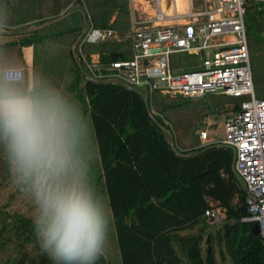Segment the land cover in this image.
<instances>
[{"label":"trees","instance_id":"obj_1","mask_svg":"<svg viewBox=\"0 0 264 264\" xmlns=\"http://www.w3.org/2000/svg\"><path fill=\"white\" fill-rule=\"evenodd\" d=\"M16 1L0 0V18L7 11L1 7L3 3L10 6V15H18ZM57 1L55 7L46 10L51 17L57 15L59 7L69 1H76L84 4L89 19L97 26L107 25L108 17L115 6L118 8L117 17L114 16L108 24L115 28L127 26L126 13L123 10L125 0ZM250 4L254 5L252 2ZM102 5L107 8L101 9ZM79 13L78 9H71L44 25L43 31L52 26L57 29H53L52 33L55 30L58 32L55 34L60 37L61 32L69 40L79 30L82 20ZM253 15V9H248L243 14L247 29L252 25ZM120 22H123L121 26ZM34 32L29 39H33L35 45L43 44L45 40L34 39ZM68 40H64V43ZM7 43L9 41H3V47ZM83 45L82 48L89 51L95 48L96 43L85 42ZM99 48L106 50L99 53L100 61L121 54L113 49L114 41H103ZM32 59L33 65L41 60L46 65L51 64L50 56L34 54ZM68 63L67 74L59 77L60 85L61 88L73 89L74 96L80 101L93 127L96 153L91 169L92 177L104 194L112 216L109 240L104 251L107 256L102 255L100 262L216 264L212 261L210 250L204 249V255L201 256L198 233L179 238L174 231L180 226L189 227L200 222V213L207 205L203 194H211L217 198L218 205L224 211V218L215 229L213 237L217 243L222 242L229 255L230 264H264V239L251 230V221L239 220V216L245 213L242 204L244 192L236 191L235 208L228 202L236 188L232 182L225 181L220 176V168L225 162L220 151L209 148L202 153L185 157L173 153L161 131L147 116L142 101L135 92L113 83L88 79L81 83L80 69L73 65L70 57ZM262 95L264 88L256 96ZM229 96L233 102L232 109H236L239 100L245 97ZM174 101L173 104L170 101L169 106L180 102ZM162 105L163 103L159 107ZM161 206L166 207V210ZM14 219L13 230L16 236L21 240L36 238L32 221L28 217L15 212ZM174 244L177 245V250L173 248ZM220 258L223 256L220 255Z\"/></svg>","mask_w":264,"mask_h":264},{"label":"clouds","instance_id":"obj_2","mask_svg":"<svg viewBox=\"0 0 264 264\" xmlns=\"http://www.w3.org/2000/svg\"><path fill=\"white\" fill-rule=\"evenodd\" d=\"M9 25L0 18V34ZM0 42V158L33 204L37 240L54 264H97L111 210L93 181V127L79 102L22 62L4 65Z\"/></svg>","mask_w":264,"mask_h":264},{"label":"built area","instance_id":"obj_3","mask_svg":"<svg viewBox=\"0 0 264 264\" xmlns=\"http://www.w3.org/2000/svg\"><path fill=\"white\" fill-rule=\"evenodd\" d=\"M248 0H201L198 7L189 1L178 10L173 0L165 11L154 0V8L133 15L128 32L131 53L104 63L84 61L88 77L119 82L124 88H143L146 93L160 90L181 96L208 93L245 95L238 107L222 121L218 141L233 151V170L245 190V213L241 221L256 223V232L264 239V95L253 93L247 55L243 14ZM258 1V0H252ZM110 26L90 27L80 40L95 41L113 35ZM198 68L169 71L167 55L172 51H202ZM200 138L206 130L198 129ZM205 219H219L216 210L204 208Z\"/></svg>","mask_w":264,"mask_h":264},{"label":"crops","instance_id":"obj_4","mask_svg":"<svg viewBox=\"0 0 264 264\" xmlns=\"http://www.w3.org/2000/svg\"><path fill=\"white\" fill-rule=\"evenodd\" d=\"M166 1L167 0H159V4L165 11H169V7H166ZM187 1H189L193 7H198L201 4V0H173L175 7L178 10L184 9V6ZM57 2H58L57 0H48V1L47 0H17L16 1L18 5V15L17 16L10 15L9 10H8V8L10 7L9 5H7L6 3H3L5 6H3V4L1 5V7L7 9V11L4 12V15L2 16V18H6L8 25H9L8 29L3 34H0L1 36L0 42L9 41V43H7L3 47L5 54H6L4 58V65L6 66L9 63L22 62L26 66L27 74L29 76H31L33 67H35L37 70L44 73L46 76H48V74L53 73V70H50L48 68V65L43 63V60L37 61L36 64L33 65V59H32L33 55L36 54V56H40L39 55L40 52L38 53V51L43 46V44L41 43H39V45L38 44L35 45L32 42L33 39L31 40L29 39L30 35H32L33 31H35L34 33L36 34L34 35V39L38 41L45 40L47 42H50L49 48L51 49H55V46H51L54 38L58 40L59 43L58 44L56 43L57 47H59L57 49L58 56L62 54L61 51L66 52L67 54L66 60H68V57H70L73 65L77 66V68L80 69L81 83L83 82V80L88 79V80H92L95 82L98 81L102 83H113V84H117L118 86L124 88V86L119 82L102 81V80L89 78L87 70L85 66L83 65L84 61L77 54V52L80 51L81 55L86 61L93 62L95 60L97 64L98 62L104 63L112 58L105 60V61L99 60V57H98L99 53L100 52L104 53V51H106L103 49L99 50L100 49L99 44L103 41H114L113 49L116 52H120L121 54L113 58H121V57L129 56L131 53V46H130L128 32H130V30L133 27L132 16L133 15L141 16L142 14H145L146 12L152 11L154 8V0H125V6L123 10L126 13L125 14L126 22H127L126 27L118 26V28H115V27H112L110 24H108L114 16L117 17L118 8L115 6L114 10L108 17L107 25H105V26H110L113 29L114 34L103 37V38H99L95 41H90V40H85V39L80 40V37L90 27H105V26H97L93 24L92 21L89 19L88 15L83 14V12L79 8L78 3L76 1L75 2L72 1L73 3L69 1L64 6L59 7V11L57 15L55 17H51L52 15H50V13L47 14L46 10L52 9L53 7H55ZM250 2L254 3V5L250 4ZM74 4H77V5H74ZM246 5H248L247 11L248 9L250 10L253 9L254 11L253 22L251 26L255 27L258 30V35L260 36V39L264 41V0H258V1L248 0L246 2ZM74 8L80 11L79 14H80V17L82 18L79 30L75 36H73L72 38L68 40V38L65 37L60 32L61 35L60 37H58V35L55 34V33H58L56 32L57 29L53 28L52 26H50L45 31H43L44 25H48L49 22L56 20L57 17L59 18L60 16H63L64 14L69 12V10L74 9ZM7 14L9 15L7 16ZM26 15H29V16L26 17ZM84 16L87 17V22H85ZM122 24L123 22H120V26ZM53 29H55L56 31L54 30L52 33ZM37 30H40V32H38ZM246 30H247V27L245 26V32ZM15 32H17L16 37H14ZM63 37L65 39H63ZM64 40H68L66 44L64 43ZM85 42L86 43H96V46L94 49L86 51L82 48V45L85 44ZM35 47L37 48V50H35L36 49ZM211 49L212 47L203 48L202 51L180 50V51H184L189 54H196V56L198 57V60L196 62L191 61L190 63H185L182 65L172 64L170 57H169L171 53L170 52L167 55V67L169 71H180L183 69L198 68L200 66L201 55L203 53L209 52ZM50 56H57V53H54V54L52 53L50 54ZM63 64H65V66L62 68V73L67 74L68 66L66 65V61ZM58 87H61V85H58ZM124 89L135 92L138 98L141 99L147 116L156 124L158 130L161 131L163 137L165 138L167 145L172 149L173 153L179 156L185 157V156H193V155L202 153L206 149H209V148H217L218 151H220L221 156L225 158V162L224 164H222L220 168V176L224 178L225 181L232 182L236 188V190L233 189L231 196H229L228 198L229 204L232 205V208H235L236 207L235 204L237 203V194H236L237 192L236 191L238 190L243 191L244 196H245V190L242 185V182L238 179V177L235 175L234 170H233V151L229 146L224 145L218 141V138L222 134H220L219 136H213V132H212L213 130L211 129H214V131L215 130L217 131L221 128V131H222V122L219 125L214 124L215 127L213 128V126L212 127L209 126L210 124L213 123V120H211L210 122L208 120L205 121L204 120L205 118H202V117H205L203 115H206L207 117V114L209 113L214 114L215 109H216L215 107L216 106L218 107V105H221V104L223 105V103L219 104L218 102H216V104L214 105L210 98L213 110L211 112H208L207 107L205 106L204 102L200 100L199 98H196V96H181L178 94H172V93H168V92H164L160 90H153L152 92L153 93L156 92V96L152 99L151 98L152 92L146 93L143 88H137V89L124 88ZM174 95H177V96H174ZM225 95H229V94H225ZM173 100L180 101V102L177 105L169 106V104L171 103L173 104ZM190 100L198 101L199 103L197 102V104L193 105L190 102ZM161 103H163V105L159 107ZM188 103L191 104L192 106L188 105ZM180 104H183L182 106L184 107L180 108ZM163 110L169 111L171 115L173 116L176 114V112H178L176 116V122L171 123L169 120V115L166 116L165 114H163L162 112ZM188 110L189 112L186 113V111ZM182 115H185V118L182 119L181 118ZM173 124H176L179 126L180 128L179 131L174 130ZM201 128H204L206 130L205 138H200L197 134V130ZM177 133L179 134L180 142H178V140L175 141V137ZM244 196H243V199H244ZM203 198L205 202L207 203L206 207L204 208H212L216 210V212L219 215V219L213 222L219 221L221 223L223 219L220 221V217L223 216L224 218V211L220 207V205H218L217 198H215V196H211V194H203ZM242 204L244 206L243 201H242ZM161 208L166 210V207L164 206H161ZM178 213L180 214V212ZM207 222L213 223V222L207 221L201 212L200 222H197L189 227L180 226L177 229H174V231L176 235L179 236V238H183L187 236L188 234L185 235L184 233H182V231L190 230L191 228H193L192 226H195L194 228L196 230L191 232V234L198 233L199 235H201L203 230L206 232L203 226H204V223H207ZM251 225H252V222H251ZM205 238H206V235H205ZM217 244H218L217 254L219 255V258H220V255L223 256L222 250H225V249L222 245V242L221 243L219 242ZM188 245L190 246L191 243H189ZM180 246H182V244H180ZM198 247H199V244H198ZM173 248H176L177 250V245L174 244ZM212 248L213 247L211 246L209 242L206 244L204 243L203 249H205V251L210 250L212 261L218 264L213 258ZM199 251H200V248H199ZM203 255H204V250L201 256ZM223 264H230V262L223 263Z\"/></svg>","mask_w":264,"mask_h":264},{"label":"rangeland","instance_id":"obj_5","mask_svg":"<svg viewBox=\"0 0 264 264\" xmlns=\"http://www.w3.org/2000/svg\"><path fill=\"white\" fill-rule=\"evenodd\" d=\"M77 5V4H74ZM79 8L83 12V14H87V8L83 3L78 4ZM107 8L105 5L101 6V9ZM85 22H87V17L84 16ZM17 36V32H15L14 37ZM245 38L247 43V55H248V63L250 68L251 80H252V88L253 93L257 95L258 92H261L262 88H264V41L260 39L258 35V30L250 26L245 32ZM1 39V36H0ZM56 43L58 44V40L54 38L51 46H55V49L49 48L50 42L43 41L44 46H42L40 51V55L50 56V54L57 53V56H50L51 64L48 65L50 70H53V73L48 74V77L58 85L61 84L59 77L62 73V68L65 66L63 64L66 61V65L68 64L67 54L64 51H61V55L58 56V51ZM170 60L174 65H182L185 63H190L191 61L196 62L198 57L196 54H189L184 51H173L170 53ZM57 80V82H56ZM80 85V83H79ZM61 88V87H60ZM70 87H63L62 89L69 93L73 98H75L79 104L80 101L73 94V89H69ZM210 96L212 103L215 105L216 102L219 104L223 103V105H218L215 108L214 114L203 115L205 117V121L213 120V123L209 126L213 128L215 125H219L224 116L232 111L233 102L230 100L229 95H225L222 93H206L205 95ZM156 96V92H152L151 98L153 99ZM177 96V95H174ZM246 97V96H245ZM190 102L194 105L197 104L198 101ZM199 103V102H198ZM183 104H180V108L184 107ZM188 105L192 106L188 103ZM166 116L169 115L170 122H176V116L178 112L173 116L167 110L162 111ZM189 112L186 111V113ZM181 118H185V115H182ZM173 128L175 131H179V126L173 124ZM218 128V127H217ZM213 130V136H219L222 134L221 128L219 130ZM178 140L180 142L179 134H176L175 141ZM18 212L23 216L28 217L32 221L33 214V204L31 202L30 197L26 192L17 187L11 180L8 167L6 163L0 158V264H54L53 260L49 257V255L44 252L37 240H21L18 236H16V232L13 230V225L15 224L14 213ZM223 219V216L220 217V221ZM218 222L213 223H204L203 228H205L206 232L210 234V238L207 239V242L210 243L213 252V258L218 264L229 263L230 258L227 251H223V258L220 259L217 254V242L213 237L214 230L219 226ZM190 230H183L182 233L185 235L191 234V232L195 231V226H192ZM34 231V230H33ZM205 231H202L200 238L198 240L199 248L201 254H203V247L205 238ZM35 233V232H34ZM181 233V231H180ZM221 243V241H220ZM103 256H107L106 254ZM104 259V258H103ZM97 264H107V262H100V259L97 261Z\"/></svg>","mask_w":264,"mask_h":264},{"label":"water","instance_id":"obj_6","mask_svg":"<svg viewBox=\"0 0 264 264\" xmlns=\"http://www.w3.org/2000/svg\"><path fill=\"white\" fill-rule=\"evenodd\" d=\"M196 98H199L200 100H202L204 102L205 106L207 107L208 112H211L213 110L209 96L202 95V96H196ZM251 230L256 231V223L255 222H252ZM205 239H207V235H206Z\"/></svg>","mask_w":264,"mask_h":264},{"label":"flooded vegetation","instance_id":"obj_7","mask_svg":"<svg viewBox=\"0 0 264 264\" xmlns=\"http://www.w3.org/2000/svg\"><path fill=\"white\" fill-rule=\"evenodd\" d=\"M214 231H215V230H214ZM205 235H207V239L210 238V234H209L208 232H205ZM207 239H205V238L203 239L204 243L207 242ZM205 244H206V243H205Z\"/></svg>","mask_w":264,"mask_h":264}]
</instances>
